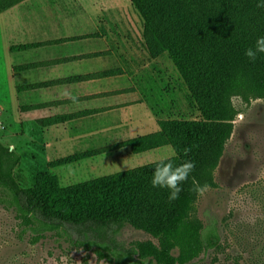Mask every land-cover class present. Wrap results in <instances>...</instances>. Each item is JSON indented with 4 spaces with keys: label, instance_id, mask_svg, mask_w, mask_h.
<instances>
[{
    "label": "trees",
    "instance_id": "trees-1",
    "mask_svg": "<svg viewBox=\"0 0 264 264\" xmlns=\"http://www.w3.org/2000/svg\"><path fill=\"white\" fill-rule=\"evenodd\" d=\"M24 0H0V13ZM143 19L142 40L150 59L170 57L185 87V109L192 116L158 120L155 132L136 136L95 150V153L129 147L133 153L171 146L174 165L185 160L195 169L181 184L179 198L169 201L167 188L153 187L154 163L62 185L49 168L80 158L78 153L48 163L38 171L31 187L22 186L16 176L21 156L0 140V205L13 211L17 220L16 238L38 242L46 232L67 236L74 244L91 248L112 264H189L219 246L220 237L204 233L196 213L199 194L194 185L216 187L215 170L239 113L233 97L264 98V54L255 62L245 49L264 36V8L259 0H130ZM44 45L43 41L11 46L24 51ZM95 52L90 55H101ZM43 64H16L18 73ZM106 70L57 79L55 83L116 74ZM166 73L152 62L142 67L137 78L158 108L173 111L180 106L173 90L162 82ZM51 81L20 83L18 93L44 87ZM143 85V83H142ZM46 103L22 104V112L42 108ZM186 109V110H188ZM193 111V112H192ZM194 112L197 116H193ZM68 115L38 118L41 126L67 120ZM190 147L187 156L184 149ZM11 148V151L9 150ZM129 225L143 230L149 238L125 245L116 239ZM213 230V229H212ZM239 264L238 262H236Z\"/></svg>",
    "mask_w": 264,
    "mask_h": 264
},
{
    "label": "rangeland",
    "instance_id": "rangeland-1",
    "mask_svg": "<svg viewBox=\"0 0 264 264\" xmlns=\"http://www.w3.org/2000/svg\"><path fill=\"white\" fill-rule=\"evenodd\" d=\"M43 1L35 2L39 7L32 6L35 13L31 12L30 15L35 23L28 26L25 20L29 16L25 5L0 13V140L11 148L14 147L12 145L20 147H15L21 156L15 172L24 187H31L36 173L46 168L44 157L55 154L41 150L40 145L31 141V134L35 133L31 135L33 139L39 137L37 133L40 128L34 122V115L30 116V112H22L20 109L22 104L42 100L43 90L37 93L16 91L17 84L42 80L43 73L15 72L14 65L27 62V55L26 52L11 51L10 48L46 35L48 23L43 21L46 15L53 13L50 6L59 12L61 5H71V0H47V6ZM84 1L88 2L85 6L91 7L89 10L93 15L98 13L100 19L104 18V22L100 20V29L109 25L110 30L133 33L136 38L134 43L139 45L138 51L141 58H144L142 67H148L154 62L166 73L162 82L173 90L180 106L173 111L164 108V117L178 118L182 114L192 116L191 110L185 109V87L179 83L176 65L171 58L166 55L154 59L148 57L142 40L143 19L131 1ZM138 51L136 49L134 53L138 54ZM31 54L29 60L34 59ZM233 104L239 113L214 173L218 186L206 188L196 201V213L203 222L204 233L209 230L217 233L220 244L189 264H264V98L246 101L240 96H234ZM197 115L194 112L193 116ZM173 151L171 146H164L136 153L130 158L96 162L90 167L69 162L50 169L58 175L62 185H69L158 161L171 156ZM15 229L17 220L14 212L0 205V264H112L99 258L91 248L74 244L67 236L60 237L54 231L46 232L38 242L31 243L29 232L21 241L16 238ZM149 237L143 230L129 225L124 226L116 235V239L125 245L132 240Z\"/></svg>",
    "mask_w": 264,
    "mask_h": 264
},
{
    "label": "crops",
    "instance_id": "crops-1",
    "mask_svg": "<svg viewBox=\"0 0 264 264\" xmlns=\"http://www.w3.org/2000/svg\"><path fill=\"white\" fill-rule=\"evenodd\" d=\"M36 1L24 0L12 7L27 6V26L35 23L30 14H34L35 8L39 7V4H35ZM43 2L45 6L49 3L47 0ZM87 3L84 0H71L69 6H57L60 8L59 12H55L50 6L53 13L46 15L43 21L48 23L46 35L24 42L43 41L44 45L17 51L26 52L27 62L24 63H43L21 73H43L42 80H30L26 84L53 82L48 86L26 91L37 93L43 90L42 100L30 104H50L27 111L30 112L28 115H34V122L40 128L39 134L37 133L39 137L33 139V133L30 135L31 141L40 145L41 150L55 154L44 157L43 162L47 164L45 169L48 168L47 162L78 153L83 155L71 162L86 167L93 166L96 162H108L110 159L130 158L136 153L129 147L101 153H95V150L155 132L159 129L157 121L166 119L165 109L155 106L144 87V80L137 78L144 58H141L138 51L139 45L134 43L136 38L133 33L110 30L109 25L100 29V20L104 22V18L100 19L98 13L93 15L89 10L91 7L85 6ZM32 6L35 7L34 10ZM136 49L138 54L134 53ZM101 51L104 52L101 55H90ZM30 53L34 59H28ZM106 70L122 72L81 81L55 83L57 79ZM65 92L75 95L78 102L74 103L66 98ZM54 115H68V118L48 126H41L36 122L38 118ZM17 148L20 149L19 146Z\"/></svg>",
    "mask_w": 264,
    "mask_h": 264
},
{
    "label": "clouds",
    "instance_id": "clouds-1",
    "mask_svg": "<svg viewBox=\"0 0 264 264\" xmlns=\"http://www.w3.org/2000/svg\"><path fill=\"white\" fill-rule=\"evenodd\" d=\"M257 8H264V0H259L256 5ZM259 54H264V36L257 37L254 46L245 49L244 55L250 62H255ZM65 97L72 102H78V98L75 95H71L67 92L64 93ZM11 151V148L9 149ZM191 151L190 147L184 149L185 156ZM175 152L173 151V154ZM155 164L151 184L153 187L167 188L169 190V201L179 198V194L183 190L181 184L185 182L190 173L195 169V162L192 160H185L179 165H174L170 156H165L158 161H152ZM205 186L194 185V191L198 194H203L206 190Z\"/></svg>",
    "mask_w": 264,
    "mask_h": 264
}]
</instances>
